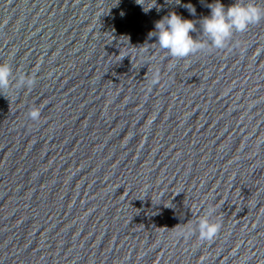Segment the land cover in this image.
I'll use <instances>...</instances> for the list:
<instances>
[{
    "label": "water",
    "instance_id": "95a60500",
    "mask_svg": "<svg viewBox=\"0 0 264 264\" xmlns=\"http://www.w3.org/2000/svg\"><path fill=\"white\" fill-rule=\"evenodd\" d=\"M213 2L0 0V264H264V19L217 49Z\"/></svg>",
    "mask_w": 264,
    "mask_h": 264
},
{
    "label": "clouds",
    "instance_id": "9594fccd",
    "mask_svg": "<svg viewBox=\"0 0 264 264\" xmlns=\"http://www.w3.org/2000/svg\"><path fill=\"white\" fill-rule=\"evenodd\" d=\"M185 7L195 15V8L191 4ZM208 7L210 15L201 20L202 34L217 49L224 48L234 32H244L250 25L264 19V8L258 6L255 0H250L249 3L235 0L227 8L221 0H214L213 3L208 4ZM194 31H196V24L193 20L185 19L173 11L155 22V31L152 33H156L160 49L167 50L173 58H186L207 47L206 42L193 39L190 33ZM11 75L10 65L0 64V89L9 87ZM156 82H158V75L153 79V83ZM19 83L31 86L34 81L21 77ZM29 115L31 119L37 120L40 117V111L33 109ZM210 214L201 217L197 223L199 238L202 241L213 240L221 228L219 223L210 221ZM187 235H191V231Z\"/></svg>",
    "mask_w": 264,
    "mask_h": 264
}]
</instances>
